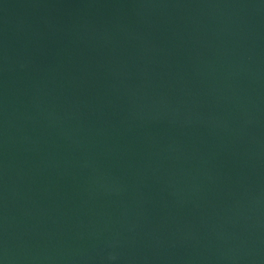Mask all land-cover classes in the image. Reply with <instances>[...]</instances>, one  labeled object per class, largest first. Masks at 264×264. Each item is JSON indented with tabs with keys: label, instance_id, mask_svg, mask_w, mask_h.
<instances>
[{
	"label": "water",
	"instance_id": "obj_1",
	"mask_svg": "<svg viewBox=\"0 0 264 264\" xmlns=\"http://www.w3.org/2000/svg\"><path fill=\"white\" fill-rule=\"evenodd\" d=\"M0 264H264V0H0Z\"/></svg>",
	"mask_w": 264,
	"mask_h": 264
}]
</instances>
